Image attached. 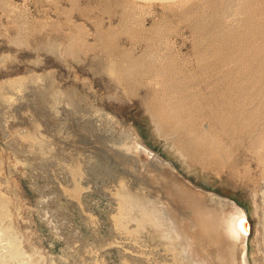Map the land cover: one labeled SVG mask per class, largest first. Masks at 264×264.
<instances>
[{
  "label": "rangeland",
  "instance_id": "rangeland-1",
  "mask_svg": "<svg viewBox=\"0 0 264 264\" xmlns=\"http://www.w3.org/2000/svg\"><path fill=\"white\" fill-rule=\"evenodd\" d=\"M262 132L264 0H0V264H264Z\"/></svg>",
  "mask_w": 264,
  "mask_h": 264
},
{
  "label": "bare ground",
  "instance_id": "bare-ground-1",
  "mask_svg": "<svg viewBox=\"0 0 264 264\" xmlns=\"http://www.w3.org/2000/svg\"><path fill=\"white\" fill-rule=\"evenodd\" d=\"M129 73L131 74V75H136L137 73H139L140 71H138L137 70V68L135 67V66H132V67H130V69H129ZM156 75V74H155ZM136 77V76H135ZM163 83H165L164 81H162ZM161 82V83H162ZM176 87V86H175ZM177 91V93L178 92H181V89H174V86H173V88H172V90L170 91V92H176ZM170 92H169V94H170ZM164 102H165V100H164ZM179 107H181V105H179ZM179 107L177 106V107H173V106H171L170 104H163V107L161 106V112L164 114V117L165 118H167V119H169V120H175L176 121V123H175V125H177V124H179L180 123V119H181V117L179 116V113H178V109H179ZM249 119V118H248ZM224 120H231V121H234L235 120V118H233V117H228V118H226V119H224ZM231 123H234V122H231ZM161 129V128H160ZM256 133V132H255ZM174 135V134H173ZM195 136L193 137V136H190V139H193L194 140V138L195 137H198V134L196 133V134H194ZM263 136V132H262V134H260V137H261V144H263L264 143V136ZM199 138V137H198ZM197 140V139H196ZM197 144V143H196ZM194 145V144H193ZM194 146H196V145H194ZM181 155V154H180ZM130 195V194H129ZM202 197V196H201ZM220 197V196H219ZM139 200V199H138ZM137 200V201H138ZM142 200V199H141ZM195 200V199H194ZM223 200V199H222ZM148 202V201H147ZM206 202V201H205ZM186 203V202H185ZM231 203V202H230ZM154 204V203H153ZM198 205V204H197ZM202 205V204H201ZM134 206H136V205H134ZM199 206V205H198ZM153 207V206H152ZM188 207V206H187ZM151 208V207H150ZM197 208H199V207H197ZM204 208V207H203ZM202 208V209H203ZM208 208V207H207ZM232 207V205H231V210L234 212V215L235 216H233V218H231L230 219V221H227V222H223V226H225V231H226V234L224 235V237H222V239H221V241H222V244L224 245L223 246V252L221 253L225 258H226V260H227V262H228V264H248L247 263V258L248 257H246V253H245V242H246V233H247V225H246V223L245 224H241V222L242 221H244V216L243 215H241V216H239L238 217V215L237 214H235V209ZM141 209H142V207H141ZM127 210V209H126ZM143 210H144V208H143ZM155 210V209H154ZM201 210V209H200ZM207 210V209H206ZM145 211V210H144ZM158 213V212H157ZM158 214H160V213H158ZM143 215V216H142ZM141 216L142 217H144V218H146L147 217V220H148V217L151 219V221H153L154 222V225H156L158 222H156V220H155V218H154V216H153V213L152 212H150V211H145L143 214H142ZM145 215V216H144ZM156 215V214H155ZM160 217H163V214H162V216H160ZM165 217V216H164ZM237 218H239V220L240 221H238V219ZM136 219H137V217H136ZM141 219V218H140ZM161 219H163V218H161ZM211 219V218H210ZM142 220H144V219H142ZM205 220V219H204ZM212 220V219H211ZM139 222H140V220H138ZM150 221V220H149ZM203 221V220H202ZM207 221V220H206ZM208 221H210V220H208ZM238 221V222H237ZM138 222V223H139ZM144 222H145V220H144ZM146 223H149V222H146ZM203 223V222H202ZM150 224H153V223H150ZM207 224H208V222H207ZM216 225H217V221H216V223H215ZM225 224V225H224ZM203 226H204V224H203ZM222 226V227H223ZM221 227V228H222ZM220 234V233H219ZM221 235V234H220ZM218 238V237H217ZM214 242V241H213ZM220 243V242H219ZM211 245H212V243H211ZM238 247V248H237ZM234 250L235 251H237L238 250V252H237V255H235V252H234ZM212 252V251H211ZM191 253H192V251H191ZM210 253V252H209ZM193 254V253H192ZM198 254V253H197ZM212 254V253H211ZM210 254V255H211ZM194 255V254H193ZM200 256V254L198 255V257ZM195 257V256H194ZM217 257H218V254H217ZM200 258L203 260V264H209V262H207L205 259H204V257L201 255L200 256ZM200 258H198V259H200Z\"/></svg>",
  "mask_w": 264,
  "mask_h": 264
},
{
  "label": "water",
  "instance_id": "water-1",
  "mask_svg": "<svg viewBox=\"0 0 264 264\" xmlns=\"http://www.w3.org/2000/svg\"><path fill=\"white\" fill-rule=\"evenodd\" d=\"M249 233H250V231H247V233H246V234L248 235Z\"/></svg>",
  "mask_w": 264,
  "mask_h": 264
}]
</instances>
